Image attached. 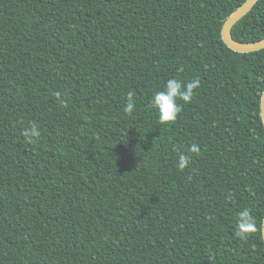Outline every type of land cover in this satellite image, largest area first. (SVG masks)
<instances>
[{"label":"trees","instance_id":"obj_1","mask_svg":"<svg viewBox=\"0 0 264 264\" xmlns=\"http://www.w3.org/2000/svg\"><path fill=\"white\" fill-rule=\"evenodd\" d=\"M245 1L0 0V264H264V48L222 35ZM171 78L201 84L161 124Z\"/></svg>","mask_w":264,"mask_h":264},{"label":"clouds","instance_id":"obj_2","mask_svg":"<svg viewBox=\"0 0 264 264\" xmlns=\"http://www.w3.org/2000/svg\"><path fill=\"white\" fill-rule=\"evenodd\" d=\"M200 84L201 81L199 78H195L186 84L179 79L171 78L166 82L162 91H156L150 103L158 112L159 122L161 124L174 123L182 111V105L178 103V101L190 103L195 95V90L200 87ZM135 108L136 105L133 100V94L129 93L124 112L131 115ZM24 135L28 142H32V138L39 137L41 133L38 127L33 124L29 130H25ZM189 151L199 154L200 149L197 144H193ZM191 162V155L180 153L176 166L179 170L183 171L190 166ZM257 231L258 228L255 220L250 215L249 211L247 209L241 211L238 216L235 235L242 240H246L250 234ZM261 234L264 235V230H261Z\"/></svg>","mask_w":264,"mask_h":264},{"label":"water","instance_id":"obj_3","mask_svg":"<svg viewBox=\"0 0 264 264\" xmlns=\"http://www.w3.org/2000/svg\"><path fill=\"white\" fill-rule=\"evenodd\" d=\"M258 0H246L242 3L225 21L222 29V35L225 43L233 50L238 52H250L264 48V38L253 42H240L236 41L232 36V27L239 21L244 15H246ZM261 110L262 120L264 123V89L261 96ZM263 230H264V218H263ZM264 236V235H263Z\"/></svg>","mask_w":264,"mask_h":264}]
</instances>
